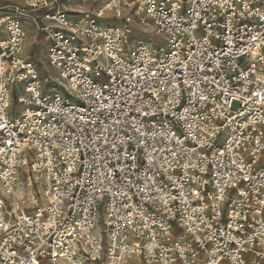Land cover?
I'll return each mask as SVG.
<instances>
[{
	"label": "clouds",
	"instance_id": "1",
	"mask_svg": "<svg viewBox=\"0 0 264 264\" xmlns=\"http://www.w3.org/2000/svg\"><path fill=\"white\" fill-rule=\"evenodd\" d=\"M158 0H21L24 5H31L32 10L27 8L17 7L22 15H24L31 23L26 25L25 30H21L15 24L13 25V34L16 37H22L25 35V31L28 35L34 36L35 32L43 31L48 32L49 36L52 33L49 31L54 27L66 29L68 33H71L72 43L65 42L61 47L67 51L73 53V58L65 61L62 56L48 55L47 49L38 50L37 58L40 64L27 66V72L19 77H14L11 72L5 77L4 70L0 69V113H3V105L7 103V90L5 84L8 80L19 79L26 80L29 76L32 77V82L24 89V95L21 97L26 104H41L42 107L47 108V112L52 114V118L63 119L64 125H72L76 128L77 136H83L88 141L86 146H94L97 138L96 134L99 131L100 135L104 136L108 145L119 146L127 142L122 133L127 131L129 133L128 139L134 141L137 147L143 146L144 154L143 159L147 160L145 174L142 176H136L128 165L121 166V177H134L128 183V187H135L134 195L140 196L141 200L148 199V193H152L149 203L153 206L157 205V202H163L164 196L161 195L160 188L167 193V200L169 202L178 199L179 204L173 205L170 209H164L169 215L173 212L180 214V217L186 228L185 235L178 241L172 242L171 246L165 248L168 245L171 237L167 235L171 229L167 226V221L163 220L157 223L154 227L151 223L145 219L144 216H139L135 219V225L132 226V221L128 217H124V222L129 223L128 229H120V243L113 244V249L120 247L121 244L131 243L133 236H143V228L147 227L148 231L152 234L149 237H145L150 243L146 244L149 249L148 255L152 257L151 264H159V261L154 256L153 249H159L160 260L163 264H172V256L175 255L179 249L181 255L185 252H190L197 239L200 236L194 235L197 232H207V235L203 236L205 241L212 240L216 242L212 252L204 250V255L200 261V264H220L221 259L224 264H256V258L259 257L261 261H264V250L255 251L254 255L249 257L246 253L253 251L245 245H251L253 240L259 239L262 248H264V221H258L259 227L254 229L253 235H248L244 239H238L232 234L217 235L216 229L212 227L214 221L219 220V211L221 205L217 202L215 194L212 196L211 203L204 202L198 207H192V201L196 199L192 195L193 188L188 186L189 175L187 169H199L203 170L204 166L213 163L214 160H224V167L226 169L225 175L231 177L229 181L223 184H217L216 187L220 190V196L227 199V194L224 191V187L231 188L237 179H247L250 174V167L244 169L245 175L238 176L237 169L244 163L242 156H236L235 167L228 162L226 158L219 157L216 151L213 150L211 158L202 155L201 149L205 152L208 149L213 148V137L222 131V129L216 127V119L222 114L226 117L227 104H219V101L215 99L216 96L221 94L230 96L232 99H238L241 103H246L250 96H246L245 92L249 91L248 85L256 86V94L264 92V54L256 52L253 59L256 62L255 66L259 67L260 75L255 78H249L240 82V86L234 89H229V81L225 77L236 70L237 54L233 52V48L240 42L242 37H247L246 40L240 45V54H243L246 50L248 54H251L256 50L257 46L264 49V7H253L256 5L257 0H235L237 4L236 8H233V0H221L219 8L216 7L217 0H201L202 8L193 9V16L191 22L184 26V18L180 16L179 0H173L170 15L164 13L162 9L152 10L149 7L152 4L157 3ZM243 4V8L239 5ZM260 4L264 5V0H260ZM139 5V7H135ZM0 6H3V0H0ZM10 7H16V5H9ZM47 7L48 11L39 12V9ZM147 9V11L145 10ZM222 9H232L231 15L226 18L228 37L227 43L229 45L228 50L224 53L226 57L231 61H221L218 56H206L205 53L209 52L212 47L210 39L215 35L214 32L209 29L207 37H201L196 29L199 27L201 21L205 19L202 16L201 11L208 12L211 10L213 13L219 12ZM70 13H82L81 15H73ZM222 14V13H221ZM121 17L120 20H98L96 17L104 16H117ZM212 16H208L207 19H212ZM251 18L250 25L243 24V21ZM3 23V21H0ZM243 24V27L241 25ZM35 25V28H32ZM248 29L247 32L243 29ZM147 34V35H146ZM57 35H61L57 33ZM170 42L169 51L165 59H159V63L156 65V75H152V68L154 58H157V49L164 45V42ZM183 41V44H180ZM12 46L17 51H23L21 44L22 41L17 39L11 42ZM195 46L196 51L188 55L187 61L183 58V53L179 50L181 47ZM246 45V49H245ZM7 47L8 45H0ZM83 48L87 54L83 59L76 56V52ZM135 49L133 52L132 50ZM131 53V59L133 64L128 63ZM96 62V75H100V70H111L115 77H120L121 80H126L131 92L132 87L138 89L135 94L126 95L124 92L120 93V96L115 101L108 100V97L104 95L102 85L99 82H94L93 79L88 78L84 69L92 63ZM144 63L143 67H140L141 63ZM211 62L213 68V76L219 75V81L215 80L213 76H208V68L206 65ZM66 64V67H61V64ZM254 66V68H255ZM24 67L20 58H17L15 62V68ZM174 68H190V71H186L184 74V80L188 87L184 90L188 93L187 108L185 114H174L173 107L180 103L179 92L180 89L170 87L168 92L160 94L158 102L142 99L144 86L147 85L151 88L152 81L159 78V73L167 69L169 75L172 74ZM254 70V69H253ZM201 72L204 75H201ZM147 73V78H144V74ZM243 75V72H241ZM71 77V79H70ZM134 77H140L138 82ZM207 77V78H206ZM169 81L164 80L163 83L167 84ZM213 84L219 85L218 90L212 88ZM54 85H63V88L55 87ZM65 89L67 91H65ZM71 94V95H69ZM164 96H168L167 100ZM72 97H78V100ZM103 97V99H98ZM80 101L92 109L94 112H104L105 120L108 123L101 122L102 127L97 129L95 123L91 128H87L85 122L81 124L77 115V122L73 124L72 115L77 113V109L80 108ZM43 102V103H42ZM135 102V103H133ZM115 104V108L113 105ZM216 104L219 105V109H223L221 112L218 109L212 111L206 110L207 105ZM264 107V105H262ZM107 110V111H105ZM248 111H254L256 115L251 118L248 123L264 125V113L255 108H249ZM136 112L138 115L135 119H126L128 113ZM166 116L175 115L177 122L190 123L195 126L196 134L199 139L196 140V144L199 147L196 148H184L179 141V145L176 148L175 153L172 152L171 144H164L165 140H174L172 135V129L169 127L170 122H165L163 128L165 132L161 135L158 128L148 121L143 120V114L148 116L155 115L157 117L156 123L161 122V113ZM197 113L195 120H188V113ZM29 117L33 113H27ZM2 119V117H0ZM207 122L211 128L210 131L205 133L202 126ZM231 123V121H229ZM228 127V125H225ZM237 127L244 129L246 124H239L232 126L231 140L237 143H243L240 139V133L237 132ZM114 129V130H113ZM188 132L192 131L189 127ZM111 132L109 138L106 133ZM86 133L92 134V139L88 140ZM264 148V144L260 145ZM160 148L168 149V154L165 156L163 151H157ZM227 156H232V150L229 148L226 150ZM106 155V153H103ZM131 155V154H130ZM163 157V159H161ZM112 159H120L119 154L112 157ZM166 165L168 167H166ZM132 167H136L133 164ZM171 168H179L185 171V175L179 180L175 179L171 173ZM115 171V169L109 170L105 167L104 172ZM9 170V174L4 176L5 185L3 186V192L5 196H8L6 201H0V218L7 220V224L12 225L11 232H3L6 224H0V235L6 237L9 247H13V240L16 243L24 246V249L29 254L35 253L36 255L43 254L42 249L47 248V236L51 233L42 232L40 229H36L35 234L33 230L29 228L28 222L23 215L19 217L20 224L17 225L14 219H7L12 216V213L19 209L21 212L25 207H30V202L33 198V191L28 185L20 180L19 177H12ZM150 173V179L148 174ZM161 175H165L168 181L171 183L172 188L177 189V195L171 194V189L159 180ZM43 179V176H41ZM112 181L111 175H105L103 178L97 177L96 184L104 189L105 194L109 193V188L104 184V180ZM222 179V177H221ZM137 180L144 181L143 187L136 183ZM155 181V184L152 183ZM203 179L200 178L196 187H202ZM115 186V185H113ZM260 187H264V182H261ZM14 189L15 191H12ZM251 191L257 195H264L259 191V187L253 186ZM11 192V195L9 193ZM17 193H23L25 199L19 201L15 199ZM71 193V187L67 191L61 189L57 193L58 196H62L65 201L69 200ZM120 199H127L128 193L121 190L119 192ZM50 197L43 196L41 194L39 207L45 212L50 214V222H54L56 227L53 229V233L58 237H63L67 234V229L63 231H57L61 220L58 219L60 201L56 200L54 203L55 208L49 205L48 201ZM201 201L205 200L203 194L199 198ZM260 203L259 200L256 201ZM240 205H247V193L245 199L239 202ZM8 205L12 206V212H9ZM208 209H211L212 219H206ZM146 211V209H145ZM35 215V212L32 213ZM115 215V213H113ZM195 217V220L192 217ZM98 217L92 214L93 222ZM187 218V219H185ZM151 219V216L148 217ZM197 221L199 226H197ZM36 221L33 220V225ZM89 228H93V223L88 225ZM123 233H128L127 236ZM189 233L193 235H189ZM73 234L80 235L83 233ZM84 239L80 241V244L87 248L88 251L94 256L98 250L99 238L94 233L91 236L83 234ZM31 236L32 239L27 244L24 237ZM41 236L44 239H41ZM223 239V244H220V239ZM117 237H109V242L116 240ZM235 241L237 247L233 250L228 245ZM76 241L68 243V250L64 252L63 260L54 259L51 264H86L87 257L83 255L73 257V248ZM92 245V248H89ZM203 247V245H201ZM223 252L222 257H218V253ZM0 254L5 255L11 264L13 258L16 260V264H33L32 259H25L24 253L17 249L16 252L9 254L6 249L0 250ZM244 256L242 259L241 257ZM184 264H189L188 260L184 261Z\"/></svg>",
	"mask_w": 264,
	"mask_h": 264
},
{
	"label": "built area",
	"instance_id": "2",
	"mask_svg": "<svg viewBox=\"0 0 264 264\" xmlns=\"http://www.w3.org/2000/svg\"><path fill=\"white\" fill-rule=\"evenodd\" d=\"M173 0H158L157 3L150 5L152 10L162 9L164 13L170 15ZM221 0H217L216 7L219 8ZM9 5H16V7H10ZM180 5V16L184 18V26H187L192 19L193 9L202 8L201 0H179ZM243 4L239 7L243 8ZM264 7L260 4V0H257L256 5L253 7ZM19 8H27L29 11L32 10L31 5H24L11 3L6 6L0 7V45L7 44V47L0 46V69L6 66L4 70L5 77L9 72L14 77H19L27 72V66L29 64L36 65L34 61L24 57L26 48V42L28 39V32L25 31V35L22 37H16L13 34V25L15 24L21 30H25L26 25L31 22L22 15ZM135 7H139L136 5ZM237 4L233 0V8H236ZM147 11V9H145ZM39 12L48 11L47 7L39 9ZM232 9H222L219 12L213 13L211 10L208 12L201 11V15L205 16V19L201 21L196 32L201 37H207L210 28L215 35L210 39L211 48L209 52L205 53L206 56H218L221 61L231 62L224 53L228 50L229 45L227 43V37L229 35L227 30L226 18L231 15ZM222 13V14H221ZM72 14V13H70ZM77 15V14H73ZM81 15V14H79ZM208 16H212V19H207ZM98 20H120L121 17L117 16H99L96 17ZM251 18L243 21V24L250 25ZM243 24L241 27H243ZM35 28V25H32ZM248 29H243L247 32ZM52 35L49 36L48 32H35L37 45H40L43 50L47 49L48 55H59L68 61L73 58L72 52L65 51L61 45L65 42L72 43L70 37L71 33H68L66 29L54 27L49 30ZM60 33L61 35H57ZM20 39L22 41L21 47L23 51H17L13 48L12 43ZM247 37H242L240 42L233 48V52L237 54L236 70L229 73L225 79L229 81V89H234L240 86V82L246 79L255 78L260 75V70L256 65L255 57L256 52L264 54V49L257 46L256 50L251 54H248L245 50L243 54H240V45L246 40ZM183 44V41H180ZM170 42L165 41L164 45L157 49V58H154L152 75H156L159 59H165L167 52L169 51ZM246 49V45H245ZM183 53L185 61L188 59L190 53L196 51L195 46L192 47H181L179 49ZM133 52L135 49L132 50ZM87 54L83 48H80L76 52V56L83 59ZM130 59L128 63L133 64L134 61L131 59V53L129 54ZM17 58L21 59L24 67L15 68V62ZM165 62L166 59H165ZM96 62L92 61L84 71L87 73L88 78L93 79L94 82H99L102 85L104 95L108 97V100L115 101L121 92L126 95L135 94L138 89L132 87L129 92V85L126 80H121L120 77H115L111 70L103 71L100 70V75L97 76V69L95 67ZM144 63L140 64L143 67ZM255 66V68H254ZM61 67H66V64H61ZM206 67L208 68V76H213V68L211 62ZM254 69V70H253ZM186 71H190V68H174L172 74L169 75L167 69L159 73V78L152 81L151 88L147 85L144 86L142 99L151 100L158 102L160 94L168 92L169 88L180 89L179 97L180 103L173 107L174 114H185L187 108V101L189 99L188 93L184 90L188 87L184 80V74ZM243 72V75L241 74ZM201 75H204L201 72ZM144 78H147V73L144 74ZM207 78V77H206ZM213 78L219 81L220 76L215 75ZM32 77H28L26 80L12 79L8 80L5 84L7 90V103L3 105L4 111L0 113V201H6L7 196L2 192L3 186L5 185L4 176L9 174V170L12 172V177H27L28 185L37 186L40 181L45 182L44 196L50 197L48 203L53 208L56 207L55 201H60V209L58 219L61 220L57 231H63L67 229V234L63 237H58L53 233L56 225L54 222H50V214L43 211L39 207V192H35L33 201L30 207H25L21 212L17 209L16 212L12 213L11 217L7 219H14L16 224H20L19 217L23 215L25 220L28 222L29 228L33 230L35 234L36 229H40L42 232L51 233L47 236V248L42 249L43 254L36 255L35 253L29 254L25 251L24 246L18 244L13 240V247H9L6 237L0 235V250L6 249L9 254H12L20 249L24 253L25 259H32L33 264H51L54 259L63 260L64 252L68 250V243L76 241L73 248V257L75 259L78 255L87 257L86 264H151L152 257L148 255L149 249L146 247L150 241L146 240L145 237H149L152 234L148 231L147 227L143 228V236H133L131 243L121 244L120 247L113 249V244H119L120 240V229H128L129 223L124 222V217H128L132 221V226L135 225V219L139 216H144L148 223H151L154 227L157 223L163 220L167 221V226L171 229L167 233L171 237L168 245L165 248L171 246L172 242L178 241L182 236L185 235L187 225L182 221L180 214L173 212L171 215L168 214L164 209H170L173 205H178L179 200H173L169 202L167 200V193L160 188L161 195L164 196L163 202H157L156 206L149 203L152 193H148V199L141 200L140 196L134 195L135 187L129 188L128 183L134 177H121V166L128 165L131 171L136 176H142L145 174L147 160H144L143 146L137 147L136 143L131 139H128L129 133L125 131L122 133L126 143L119 146H109L104 136L100 135L97 131V138L94 146H86L88 141L83 136H77L76 128L72 125H64L63 119L52 118V114L47 112L46 107H42L41 104H26L21 98L24 95V89L28 83L32 82ZM71 79V77H70ZM138 82L140 77H134ZM164 80L169 81L167 84L163 83ZM63 87V85H61ZM249 91L245 92L246 96L250 98L246 103H241L238 99H232L230 96L223 94L216 96L215 99L219 101V104H227V113L225 117L223 114L215 118L217 123L216 127L222 129L213 137V148L208 149L206 152L201 149V153L204 156L211 158L213 150L219 157L226 158L229 163L235 167L236 156H242L244 163L237 169L238 176H244V169H251L247 179H237L232 184L231 188L224 187V191L227 194V199L220 196V190L216 187L217 184H223L229 181L231 177L225 175L224 160H214L213 163L204 166L203 170L199 169H187L189 180L188 186L193 188L192 195L196 197L192 201V207H198L202 203H211L213 194L217 197V202L221 205L219 211V220L214 221L212 227L216 229L217 235L232 234L238 239H244L248 235L254 234V229L259 227L258 221H264V195H257L251 191V188L255 185L259 187V191L264 193V187H260L261 182H264V148L260 145L264 144V125L251 124L248 121L253 118L256 113L254 111H248L249 108H255L264 113V92L256 94V86L248 85ZM212 88L218 90L219 85L213 84ZM65 91H67L65 89ZM71 95V94H69ZM16 97V101L15 98ZM78 100V97H72ZM169 97L164 96L167 100ZM98 99H103L99 97ZM18 102V104H17ZM43 103V102H42ZM80 108L77 109V113L72 115L73 124L77 122V115L79 122L84 124L87 122L86 127L91 128L95 123L97 129L102 127L101 122L108 123L105 120L104 112H94L89 109L86 104L82 101ZM135 103V102H133ZM115 108V104L113 105ZM218 109L223 112V109H219V105L209 104L206 110L212 111ZM107 111V110H105ZM33 113L29 117L27 113ZM138 115L136 112L128 113L126 119H135ZM143 120L148 121L150 124L156 126L161 135L164 134L165 129L163 124L170 122L169 127L172 129V135L175 137L174 140H165L164 144L172 145V152L175 153L176 148L179 146L177 141L182 144L184 148H196L199 145L196 144V140L199 136L196 134L195 126L190 123L177 122L175 115L166 116L163 112L161 113V122L156 123L157 117L155 115L148 116L146 113L143 114ZM197 118V113L189 112L188 120L192 121ZM231 121V123H229ZM246 124L247 127L240 129L237 127V132L240 133V139L243 143H237L231 140V129L234 125ZM228 125V127H225ZM191 127L192 131L188 132V128ZM203 131L207 133L210 131L211 126L205 122L202 126ZM114 130V129H113ZM88 140L92 139L91 133H86ZM109 138L111 132L106 133ZM231 148L232 156H227L226 150ZM157 151H163L165 156L168 154V149L160 148ZM106 153V155H103ZM119 154L120 159H112L113 156ZM131 154V155H130ZM163 159V157L161 158ZM133 164L136 167H132ZM109 170L115 169V171L104 172V169ZM166 167H168L166 165ZM173 177L177 180L185 175V171L179 168H171ZM105 175H111L112 181L109 182L107 179L104 180V184L109 188V193L105 194L104 189L98 184L93 188V185L97 182V177L103 178ZM43 176V179H41ZM222 177V179H221ZM150 179V173L148 174ZM202 178V187H196L198 180ZM159 180L162 181L171 189L173 196L177 195V189L172 188L171 183L168 181L167 176L161 175ZM137 184L143 187L144 181L137 180ZM155 184V181H152ZM35 184V185H34ZM115 185V186H113ZM71 187L70 199L65 201L62 196H58L57 193L63 189L67 191ZM123 190L128 193L127 199H120L119 192ZM247 193V205L241 206L240 201L245 199ZM11 194V192L9 193ZM203 194L205 197L204 201L199 198ZM257 200L260 201L257 204ZM146 209V211H145ZM9 212H12V206L8 205ZM35 212L33 216L32 213ZM115 213V215H113ZM92 214L98 217L94 222L92 220ZM151 216L149 220L148 217ZM187 219V218H185ZM195 220V217H192ZM206 219H212L211 209H208ZM33 220L36 221L33 225ZM93 223V228H89L88 225ZM0 224H6L7 226L2 229L3 232H11L12 225L7 224V220L0 218ZM197 226L199 222L197 221ZM76 233H83L91 236L94 231L98 235L99 244L96 255H92L87 248H84L80 241L84 239V235H76ZM127 236L128 233H123ZM189 235H193L189 233ZM194 235L200 236L192 247L190 252H185L181 255L178 249L175 255L172 256V264H184L185 260H188L189 264H200V261L204 255V250L212 252L214 244L216 242L212 240L205 241L203 236L207 235V232H197ZM115 236L116 240L109 242V237ZM31 236H25L24 240L27 244L31 241ZM41 239H44L41 236ZM223 244V239L219 241ZM203 245V247H201ZM89 245V248H92ZM228 247L235 249L237 247L235 241H232ZM253 251L246 253V256H253L255 251L264 250L261 246L259 239L253 240L251 245H245ZM153 253L159 264H163L160 260L159 249H153ZM223 252L218 253V257H222ZM242 259L244 256L241 257ZM0 264H10L9 259L0 254ZM11 264H16L15 258L11 261ZM210 264V262H209ZM220 264H224L221 259ZM247 264V262H246ZM256 264H264L259 257L256 258Z\"/></svg>",
	"mask_w": 264,
	"mask_h": 264
},
{
	"label": "rangeland",
	"instance_id": "3",
	"mask_svg": "<svg viewBox=\"0 0 264 264\" xmlns=\"http://www.w3.org/2000/svg\"><path fill=\"white\" fill-rule=\"evenodd\" d=\"M11 3L22 4L21 0H3V6H6V5L11 4ZM3 6H0V7H3ZM72 14L79 15V14H82V13H72ZM38 50H43V48L40 45H37V40H36L35 35L34 36H30L29 35L28 39H27V42H26V48H25V52H24V57L34 61V63L36 65H40L42 67L43 65L40 64V61L37 58ZM54 86L63 88V87H61V85H54ZM14 99L16 101V97ZM17 104H18V102H17ZM20 180L28 185L27 177H21ZM28 187H30L32 189V191L34 193L33 196H35V192L36 191H37V193L39 192V194H38L39 198L41 197V194L44 196V192H45V182H44V180L40 181L37 186L35 185L33 187V186L28 185ZM12 191H15V190L12 189ZM2 192H3V189H2ZM9 195H11V194H9ZM15 199H17L19 201H23L25 199V197H24L23 193H17ZM32 201H33V198H32ZM32 201L30 202V204L32 203Z\"/></svg>",
	"mask_w": 264,
	"mask_h": 264
}]
</instances>
